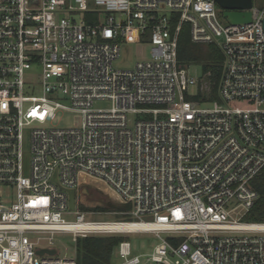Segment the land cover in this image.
I'll use <instances>...</instances> for the list:
<instances>
[{"label": "built area", "instance_id": "built-area-1", "mask_svg": "<svg viewBox=\"0 0 264 264\" xmlns=\"http://www.w3.org/2000/svg\"><path fill=\"white\" fill-rule=\"evenodd\" d=\"M224 11L215 0H0V188L10 192L0 193V264H77L59 257L55 235L76 245L138 233L159 243L135 254L123 240L116 264H264V230L239 227L255 224L241 220L264 169V7L234 10L249 24ZM184 26L222 55L215 97L179 64ZM140 44L149 59L113 68ZM58 111L79 123L48 127ZM88 179L136 220L69 209L68 192ZM129 224L144 226L116 227Z\"/></svg>", "mask_w": 264, "mask_h": 264}, {"label": "rangeland", "instance_id": "rangeland-1", "mask_svg": "<svg viewBox=\"0 0 264 264\" xmlns=\"http://www.w3.org/2000/svg\"><path fill=\"white\" fill-rule=\"evenodd\" d=\"M253 5L258 8H263L264 0H253ZM149 53L150 46L147 44L131 45L128 54H122L119 60L113 64V68L121 70L132 68L137 61L149 59ZM38 73L37 69H31L27 72V79L32 83L37 82L39 80ZM189 74L193 77H199L201 75L200 67L198 65L189 66ZM78 120L77 115L73 113L58 111L55 119L48 124V127L66 129L77 125L79 123ZM88 183V185L81 187L80 190H76V206L79 210L87 212L85 220L92 222L124 221L121 216L127 215V213L121 211V209H114L120 205L116 195L103 182L88 179ZM0 193L6 198L10 195V192L4 188H0ZM66 219L73 221L74 216L66 217ZM143 220L149 221L150 218L143 217ZM241 221L244 223L250 222L246 219H242ZM120 237L129 241L135 254L147 252L159 243L151 234H127L121 235ZM40 245L45 246L46 244L41 242ZM54 247L58 251L59 257L74 258L76 256V248L71 242L70 235H55ZM117 262L118 258L116 250H114L111 264H116Z\"/></svg>", "mask_w": 264, "mask_h": 264}, {"label": "trees", "instance_id": "trees-1", "mask_svg": "<svg viewBox=\"0 0 264 264\" xmlns=\"http://www.w3.org/2000/svg\"><path fill=\"white\" fill-rule=\"evenodd\" d=\"M179 64L183 67L198 65L202 78L211 85V91L215 97L219 80L222 55L214 45H196L190 42L186 26H184L178 38ZM251 187L257 193V199L248 211L244 219L248 223L264 224V169L251 181ZM114 209L128 213L131 206L120 204ZM124 221H130L128 215H122ZM124 239L120 236H89L79 238L76 242L77 264H111L112 254L118 244Z\"/></svg>", "mask_w": 264, "mask_h": 264}, {"label": "water", "instance_id": "water-1", "mask_svg": "<svg viewBox=\"0 0 264 264\" xmlns=\"http://www.w3.org/2000/svg\"><path fill=\"white\" fill-rule=\"evenodd\" d=\"M216 4L224 11L223 17L230 25L249 24L251 22L250 12H235L234 10H249L252 8V0H215ZM264 31V20L262 23ZM69 209L73 210L76 203V192L70 190L68 192ZM48 254L54 256L56 254L55 249H39L37 255L42 256Z\"/></svg>", "mask_w": 264, "mask_h": 264}, {"label": "bare ground", "instance_id": "bare-ground-1", "mask_svg": "<svg viewBox=\"0 0 264 264\" xmlns=\"http://www.w3.org/2000/svg\"><path fill=\"white\" fill-rule=\"evenodd\" d=\"M144 225L142 224H129V225H121V226H116L117 228H126V229H138L140 227H143ZM239 227L242 228H258V229H263L264 230V224H244V225H239Z\"/></svg>", "mask_w": 264, "mask_h": 264}]
</instances>
